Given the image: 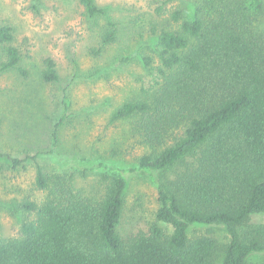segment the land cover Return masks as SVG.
I'll return each instance as SVG.
<instances>
[{"label": "trees", "instance_id": "obj_1", "mask_svg": "<svg viewBox=\"0 0 264 264\" xmlns=\"http://www.w3.org/2000/svg\"><path fill=\"white\" fill-rule=\"evenodd\" d=\"M31 1L38 10L42 0ZM78 1L95 25L93 53L116 44L120 59H131L136 46L121 42L124 25L111 8ZM263 19L264 0H195L169 12L165 27L153 28L151 54L137 52L152 79L115 109L111 123L130 121L145 149L136 171L149 175L159 203L147 233L126 239L118 233L126 170L101 163L100 190L87 193L74 175L47 173L39 152L29 159L45 198L21 204L28 218L17 237L0 238V264H256L264 255ZM25 58L14 28L0 24V77L60 82L53 58L43 59L37 73ZM33 94L35 100L37 91L25 96ZM11 162L17 168L23 160ZM254 217L262 221L253 223ZM193 226H223L229 241L191 236Z\"/></svg>", "mask_w": 264, "mask_h": 264}, {"label": "rangeland", "instance_id": "obj_2", "mask_svg": "<svg viewBox=\"0 0 264 264\" xmlns=\"http://www.w3.org/2000/svg\"><path fill=\"white\" fill-rule=\"evenodd\" d=\"M96 1L109 6L124 25L121 42L136 46L131 59L121 60L124 54L116 44L101 56L93 53L99 48L95 25L86 19L78 0H42L38 10L31 0H0V24L14 28L30 70L37 73L43 59L51 57L61 77L59 83L47 86L40 85L36 76L28 83L11 75L0 77L1 239L19 235L28 218L21 209L25 200L45 198V192L35 187L36 164L29 159L39 152V163L47 173L74 175L77 186L87 193L100 190L101 163L126 170L128 188L118 226L122 238L147 233L156 222L157 190L149 175L136 171L145 149L134 137L130 121L111 123V116L152 79L136 54H151L148 41L153 28L165 27L169 12L190 8L195 0ZM33 91L38 92L35 100L34 94L25 96ZM11 157L23 163L15 168ZM159 224L167 233L173 232L170 225ZM204 234L220 244L229 241L223 226H193L190 232L191 236ZM253 261L264 264V255Z\"/></svg>", "mask_w": 264, "mask_h": 264}]
</instances>
